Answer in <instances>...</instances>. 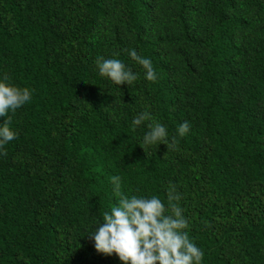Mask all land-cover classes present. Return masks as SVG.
I'll return each mask as SVG.
<instances>
[{
  "label": "trees",
  "instance_id": "obj_1",
  "mask_svg": "<svg viewBox=\"0 0 264 264\" xmlns=\"http://www.w3.org/2000/svg\"><path fill=\"white\" fill-rule=\"evenodd\" d=\"M100 56L139 79L114 86ZM3 75L33 95L0 149V264H122L89 236L113 175L165 202L174 183L204 264H264V0H0ZM144 110L168 148L139 145Z\"/></svg>",
  "mask_w": 264,
  "mask_h": 264
},
{
  "label": "clouds",
  "instance_id": "obj_2",
  "mask_svg": "<svg viewBox=\"0 0 264 264\" xmlns=\"http://www.w3.org/2000/svg\"><path fill=\"white\" fill-rule=\"evenodd\" d=\"M128 58L143 70L144 80L156 83L158 73L150 58L138 54L131 48ZM97 73L114 86L133 85L139 79L123 60L119 58H96ZM117 89V88H116ZM32 91L10 82L7 75L0 76V116L6 121L0 124V149L16 138L9 127V113L29 104ZM147 123L148 131L142 137L144 151L151 146H169L166 126L154 119L148 110L140 112L132 121L133 129ZM189 125L184 122L176 129V135L184 137ZM110 195L114 204L93 221L89 236L97 252L111 256L115 254L122 264H204L205 253L188 234L189 224L179 205L181 199L177 186L169 182L166 187V202L156 194L125 195L122 178L113 175L109 179Z\"/></svg>",
  "mask_w": 264,
  "mask_h": 264
}]
</instances>
